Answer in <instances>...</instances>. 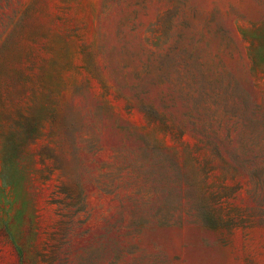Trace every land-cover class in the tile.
<instances>
[{
  "label": "rangeland",
  "instance_id": "obj_1",
  "mask_svg": "<svg viewBox=\"0 0 264 264\" xmlns=\"http://www.w3.org/2000/svg\"><path fill=\"white\" fill-rule=\"evenodd\" d=\"M0 264H264V0H0Z\"/></svg>",
  "mask_w": 264,
  "mask_h": 264
}]
</instances>
